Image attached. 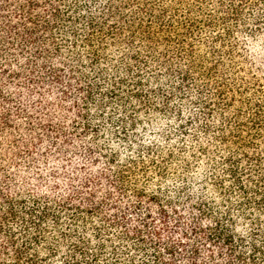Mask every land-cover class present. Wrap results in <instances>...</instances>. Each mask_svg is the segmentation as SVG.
Here are the masks:
<instances>
[{"label":"trees","instance_id":"16d2710c","mask_svg":"<svg viewBox=\"0 0 264 264\" xmlns=\"http://www.w3.org/2000/svg\"><path fill=\"white\" fill-rule=\"evenodd\" d=\"M0 264H264V0H0Z\"/></svg>","mask_w":264,"mask_h":264}]
</instances>
